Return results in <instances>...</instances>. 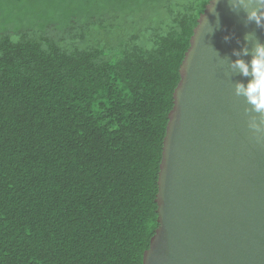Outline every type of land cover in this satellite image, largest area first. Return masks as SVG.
<instances>
[{"label":"trees","instance_id":"16d2710c","mask_svg":"<svg viewBox=\"0 0 264 264\" xmlns=\"http://www.w3.org/2000/svg\"><path fill=\"white\" fill-rule=\"evenodd\" d=\"M209 0H95L0 35V264H142L167 115Z\"/></svg>","mask_w":264,"mask_h":264},{"label":"water","instance_id":"95a60500","mask_svg":"<svg viewBox=\"0 0 264 264\" xmlns=\"http://www.w3.org/2000/svg\"><path fill=\"white\" fill-rule=\"evenodd\" d=\"M248 11L209 0L197 19L167 115L158 226L142 264H264V110L245 95L264 26Z\"/></svg>","mask_w":264,"mask_h":264},{"label":"rangeland","instance_id":"374dc122","mask_svg":"<svg viewBox=\"0 0 264 264\" xmlns=\"http://www.w3.org/2000/svg\"><path fill=\"white\" fill-rule=\"evenodd\" d=\"M95 0H0V35L15 38L21 31L60 27L71 15L83 13ZM87 3V4H86Z\"/></svg>","mask_w":264,"mask_h":264},{"label":"clouds","instance_id":"9594fccd","mask_svg":"<svg viewBox=\"0 0 264 264\" xmlns=\"http://www.w3.org/2000/svg\"><path fill=\"white\" fill-rule=\"evenodd\" d=\"M230 2L234 8L251 9L247 13L248 20L256 23L257 26H264V0H230ZM250 65L253 79L249 82L245 95L255 106V110L259 112L264 110V44L255 46V55ZM235 67L239 68L243 75H249L248 63L237 60Z\"/></svg>","mask_w":264,"mask_h":264}]
</instances>
